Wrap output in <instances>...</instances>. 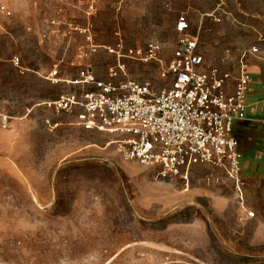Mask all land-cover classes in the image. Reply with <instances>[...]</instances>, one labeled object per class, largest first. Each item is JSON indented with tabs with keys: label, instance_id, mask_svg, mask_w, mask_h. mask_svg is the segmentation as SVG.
Wrapping results in <instances>:
<instances>
[{
	"label": "rangeland",
	"instance_id": "obj_1",
	"mask_svg": "<svg viewBox=\"0 0 264 264\" xmlns=\"http://www.w3.org/2000/svg\"><path fill=\"white\" fill-rule=\"evenodd\" d=\"M0 2L11 13H0V264H264L263 172L243 169L241 191L209 164L164 179L42 105L77 88L47 81L55 69L161 86L182 14L230 82L241 62L264 72V0ZM87 26L92 44L76 29Z\"/></svg>",
	"mask_w": 264,
	"mask_h": 264
},
{
	"label": "built area",
	"instance_id": "obj_2",
	"mask_svg": "<svg viewBox=\"0 0 264 264\" xmlns=\"http://www.w3.org/2000/svg\"><path fill=\"white\" fill-rule=\"evenodd\" d=\"M0 13L11 14L2 2ZM76 29L92 44L89 26ZM190 29L187 16L180 15L175 24L177 43L160 72L161 86L135 80L101 81L90 67L80 69L78 78L67 80L55 69L47 81L77 88L44 100L42 105L58 114H73L84 130L115 137L117 151L125 160L157 168L164 179L188 180L192 167L209 164L223 169L241 191L242 154L233 125L247 119L251 78L241 62L231 85L229 72L208 65ZM156 51L157 46H150L142 59L155 58ZM130 55L134 56L133 51ZM12 63L21 69L19 57ZM117 69L123 71L124 65L110 68V78L117 76ZM2 123H7L6 117Z\"/></svg>",
	"mask_w": 264,
	"mask_h": 264
},
{
	"label": "crops",
	"instance_id": "obj_3",
	"mask_svg": "<svg viewBox=\"0 0 264 264\" xmlns=\"http://www.w3.org/2000/svg\"><path fill=\"white\" fill-rule=\"evenodd\" d=\"M246 68L251 78L246 97L247 119L234 123L233 134L242 154V170L257 176L255 173H264V72L249 70L247 65Z\"/></svg>",
	"mask_w": 264,
	"mask_h": 264
}]
</instances>
